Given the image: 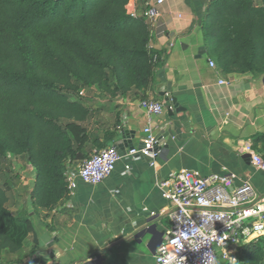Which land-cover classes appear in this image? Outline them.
<instances>
[{
	"label": "crops",
	"instance_id": "crops-1",
	"mask_svg": "<svg viewBox=\"0 0 264 264\" xmlns=\"http://www.w3.org/2000/svg\"><path fill=\"white\" fill-rule=\"evenodd\" d=\"M210 1L164 0L158 4L157 0H131L138 13L150 12L149 46L162 58L154 69L153 84L144 92L166 107L159 118H153L166 133L156 166L146 157L122 160L93 186L78 177L80 162L71 164L68 174L75 187L47 218L44 212L34 213L28 194L15 197L13 201L27 210L32 230L24 249L30 253L17 264H33L32 257L39 252L44 254L40 255L43 264H153L169 227L168 203L156 184L180 169L203 176L225 169L237 175L234 185L248 179L264 195V169L243 158L250 149L264 161V143L252 148L253 136L264 134V74L223 75L210 67L213 60L201 33ZM159 91H165L162 99L173 97L175 105L162 100ZM88 94L92 113L85 125L90 140L102 142L105 132H114L115 137L102 148L115 146L121 132L128 131L129 145L138 147L148 121L139 105L143 93L129 92L112 100L102 99L94 89ZM102 148L88 144L87 151L92 154ZM27 170L21 181H26L28 193L34 172L29 165ZM44 241H48L46 247ZM15 257L1 253L0 261Z\"/></svg>",
	"mask_w": 264,
	"mask_h": 264
},
{
	"label": "trees",
	"instance_id": "trees-1",
	"mask_svg": "<svg viewBox=\"0 0 264 264\" xmlns=\"http://www.w3.org/2000/svg\"><path fill=\"white\" fill-rule=\"evenodd\" d=\"M130 0H0V167L24 157L34 172L27 193L43 218L68 196L71 164L115 137L90 140L92 113L83 91L112 100L144 92L161 53L150 49V23L127 13ZM201 25L204 45L223 74H264V0H211ZM264 143L253 136L252 148ZM10 186L0 184V254L17 264L31 233L27 210L8 208ZM237 264H264V234L238 249Z\"/></svg>",
	"mask_w": 264,
	"mask_h": 264
},
{
	"label": "built area",
	"instance_id": "built-area-1",
	"mask_svg": "<svg viewBox=\"0 0 264 264\" xmlns=\"http://www.w3.org/2000/svg\"><path fill=\"white\" fill-rule=\"evenodd\" d=\"M163 1L157 0V3ZM126 9L132 17L142 14L147 20L152 18L149 11L138 13L131 0ZM209 65L216 68L213 61H209ZM219 83L227 84L223 81ZM139 105L148 115L141 144L123 152L115 146L93 152L77 168V175L84 183L93 186L101 183L111 174L116 163L122 160L128 162L137 157H146L151 160V165L156 166L155 161L162 150L164 133L161 126L153 122V118H159L166 107L163 102L150 98L140 100ZM247 152L253 166L264 169V161L250 149ZM236 180L237 175L225 169L221 173L206 176L197 171L180 169L168 178L157 181L156 185L168 203L166 215L169 227L157 247L153 264H163L164 259L175 254L172 241L178 238V227L187 235L193 230L189 227L190 223L198 226L202 220L212 219L213 227L210 226L209 231L215 232L217 239L208 240L206 247H201L198 252L192 251L185 241L184 249L177 253L178 258L185 259V264H212L213 261L231 264V259L237 261V252L242 245L264 234V195H259L248 179H242L238 185H234ZM66 181L68 191H71L75 186L68 173ZM221 213L223 215H219ZM205 252L210 255L205 257Z\"/></svg>",
	"mask_w": 264,
	"mask_h": 264
},
{
	"label": "clouds",
	"instance_id": "clouds-1",
	"mask_svg": "<svg viewBox=\"0 0 264 264\" xmlns=\"http://www.w3.org/2000/svg\"><path fill=\"white\" fill-rule=\"evenodd\" d=\"M145 131H148V129H145ZM235 202L236 201H233V203ZM181 211H183V209H181ZM219 215H223V214L221 213ZM210 226L213 227L212 219L202 220V223L198 226L190 223L189 227L192 228L193 230L188 232L187 235L185 234L184 231H181L180 228L178 227L179 229L178 238L172 241V243L175 245V254L169 255L166 259H164L163 264H185V259H182L181 257L178 258L177 256V253H179L180 251L184 249L185 241L190 246V249L192 251L198 252L200 251L201 247H206L205 245L208 240L217 239L216 233L209 231ZM47 243L48 241L43 242L45 247L47 246ZM38 255L43 256L44 254L43 252H39ZM209 255H210L209 252L204 253L205 257H208ZM225 255L227 256L226 252H225ZM212 264H219V262L213 261ZM231 264H237L236 260L231 259Z\"/></svg>",
	"mask_w": 264,
	"mask_h": 264
},
{
	"label": "rangeland",
	"instance_id": "rangeland-1",
	"mask_svg": "<svg viewBox=\"0 0 264 264\" xmlns=\"http://www.w3.org/2000/svg\"><path fill=\"white\" fill-rule=\"evenodd\" d=\"M87 92L89 91L85 92V96L89 97L90 94L87 95ZM100 97L102 99L105 98L102 97L101 95ZM86 99L88 100L87 97ZM27 173H28L27 162L25 161L24 157L8 155L2 159V164L0 167V184L6 182L11 187L9 193V195L11 196V202L10 204H8V208L10 210L13 209L20 210L21 208H23V204L21 202L16 203L13 200L15 199V197H19V196L24 197L25 194H27L26 181L25 184H23L21 181V176L22 175L27 176Z\"/></svg>",
	"mask_w": 264,
	"mask_h": 264
},
{
	"label": "water",
	"instance_id": "water-1",
	"mask_svg": "<svg viewBox=\"0 0 264 264\" xmlns=\"http://www.w3.org/2000/svg\"><path fill=\"white\" fill-rule=\"evenodd\" d=\"M199 23L201 24V21ZM158 93L160 98L162 99V96L164 95L165 91H159ZM162 100L170 101L172 105H175V99L173 97L172 98L165 97ZM167 110L169 111V115H172L171 105L167 106ZM127 135H128V131L121 132V140L115 143V147L120 149L122 152L125 151L127 147L129 148L132 147V145H129V141H127L128 139ZM163 135L166 136V133H164ZM243 158H245L247 161L248 160L250 161L251 159L249 154H245ZM32 260H33V264H43V258L40 255H38V253L33 255Z\"/></svg>",
	"mask_w": 264,
	"mask_h": 264
}]
</instances>
